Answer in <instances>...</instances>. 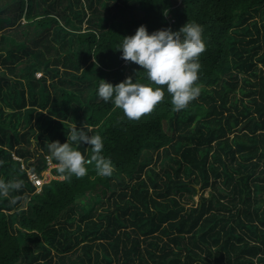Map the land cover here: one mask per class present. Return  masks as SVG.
Instances as JSON below:
<instances>
[{"label": "trees", "instance_id": "obj_1", "mask_svg": "<svg viewBox=\"0 0 264 264\" xmlns=\"http://www.w3.org/2000/svg\"><path fill=\"white\" fill-rule=\"evenodd\" d=\"M187 22L206 51L186 110L166 86L137 122L98 98L99 80L147 83L123 37ZM73 124L115 171L54 167L37 192L27 169L42 176ZM0 180L23 181L0 197V264H264V0H0Z\"/></svg>", "mask_w": 264, "mask_h": 264}, {"label": "clouds", "instance_id": "obj_2", "mask_svg": "<svg viewBox=\"0 0 264 264\" xmlns=\"http://www.w3.org/2000/svg\"><path fill=\"white\" fill-rule=\"evenodd\" d=\"M203 31V27L196 22H187L178 31L168 28L151 34L141 25L134 35L122 38L118 51L123 61L138 65L146 73L147 83L137 80L134 83L132 77H128L113 86L99 80L96 95L104 103L110 102L114 109L121 110L127 120L134 122L150 116L164 101V86L171 96L172 111L186 110L201 94L198 72L199 58L206 51ZM116 123H121V120L118 118ZM81 144L90 146L89 159L78 150ZM47 147L49 159L56 161L62 180L69 181L73 176L84 178L88 174L86 165H94L97 176L101 178H109L115 171L111 159L103 155V138L98 134L89 135L82 128L77 129L75 124L69 131L66 143L55 141L48 143ZM31 176L41 183L37 185ZM27 177L36 191L52 180L43 181V173L39 176L32 170H27ZM22 184L23 181L18 180H0V197H8L12 192L19 191Z\"/></svg>", "mask_w": 264, "mask_h": 264}, {"label": "rangeland", "instance_id": "obj_3", "mask_svg": "<svg viewBox=\"0 0 264 264\" xmlns=\"http://www.w3.org/2000/svg\"><path fill=\"white\" fill-rule=\"evenodd\" d=\"M40 74L39 73H37L36 74V77L37 76H39ZM40 109H38V111H39ZM48 112L47 111H44V114L45 115H48L47 114ZM22 131L20 130V133H21ZM29 139H30V142H31V144L30 145H25V147H27L29 150H33L34 148H36V143H35V139H34V137H29ZM26 142H23V141H21V145H24ZM15 160H19V158H17L16 156H15ZM24 166H26V164L25 163H22L21 164V168L22 169H24L25 167ZM54 167H56V164H54V163H52L51 162V160L49 159V158H47V168L44 170V171H42L43 172V176H44V180L43 181H49L50 179H54V178H57L56 176H54L53 175V173L50 171V169L51 168H54ZM26 169V168H25ZM28 170V169H27ZM33 177L31 176V179H32ZM61 179V178H60ZM40 190V188H38L37 189V191H39ZM211 194V190L210 189H207V190H205V193H204V196L205 197H207V196H209ZM29 196H31V194L29 195ZM199 196H200V194L198 193V194H196V195H194L193 196V198H192V200H191V204H197L198 203V200H199ZM20 202V204H22V202L21 201H19ZM25 202V201H24ZM23 202V203H24ZM29 201L27 200L24 204L27 206V203H28Z\"/></svg>", "mask_w": 264, "mask_h": 264}, {"label": "built area", "instance_id": "obj_4", "mask_svg": "<svg viewBox=\"0 0 264 264\" xmlns=\"http://www.w3.org/2000/svg\"><path fill=\"white\" fill-rule=\"evenodd\" d=\"M33 180L35 181V183H36L37 185H39V184L41 183V181H39L36 177H33Z\"/></svg>", "mask_w": 264, "mask_h": 264}]
</instances>
